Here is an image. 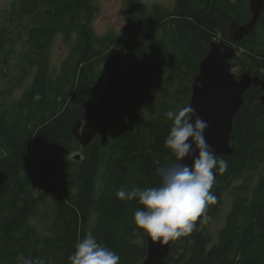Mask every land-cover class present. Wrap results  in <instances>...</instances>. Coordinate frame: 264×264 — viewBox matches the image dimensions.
I'll list each match as a JSON object with an SVG mask.
<instances>
[{
	"label": "trees",
	"instance_id": "1",
	"mask_svg": "<svg viewBox=\"0 0 264 264\" xmlns=\"http://www.w3.org/2000/svg\"><path fill=\"white\" fill-rule=\"evenodd\" d=\"M249 2L175 0L166 7L127 0L123 36L117 39L108 35L106 40L108 46L125 49L109 143L103 146L96 137L86 147H81L73 135V126L108 77L104 64L108 54L102 55L89 37L97 6L93 0L13 3L6 19L13 25L20 18L18 32L12 34L6 23L0 27V69L11 62L20 41L25 60L20 83L31 64L36 71L31 88L17 104L6 107L5 102H0V203L7 200L8 205L0 209V264H15L20 255L31 257L36 264H70L68 255L88 232L119 254L120 264H143L146 235L131 220L132 213L142 206L135 200L121 201L114 193L121 185L155 186L158 181L154 160L159 159L163 165L173 159L170 150L163 147L171 121L143 120L145 97L152 91V83L161 81L162 94L176 98L177 108L189 105L195 75L210 43L223 39L227 42L232 20L244 23L250 19ZM158 24L168 25L167 41L152 46L150 31ZM56 32L76 33L81 39L65 60L62 72L52 80L48 45ZM238 45L242 50L232 61L234 67L239 65L261 75L264 11L254 32ZM6 71L2 69L0 78L9 89L18 86L13 79L6 80ZM3 90L0 87V96ZM261 94L260 88L245 93L233 121L231 144L235 152L223 156L228 167L217 172L215 178L217 203L197 219L190 234L170 241L169 264H264ZM79 148L83 152L80 163L71 166L60 162L61 152ZM240 178L242 181L234 184ZM228 190L232 193L231 210L215 240L208 218L219 210ZM52 197L55 210L47 216L48 234L36 246L33 232L21 230L36 201ZM139 234L145 236L143 245L134 241Z\"/></svg>",
	"mask_w": 264,
	"mask_h": 264
},
{
	"label": "clouds",
	"instance_id": "2",
	"mask_svg": "<svg viewBox=\"0 0 264 264\" xmlns=\"http://www.w3.org/2000/svg\"><path fill=\"white\" fill-rule=\"evenodd\" d=\"M35 98L38 100L39 96ZM165 116L171 126L163 147L170 150L173 159L163 165L159 159L154 160L157 184L131 188L121 185L114 193L121 201L135 200L142 206L132 213L131 220L137 230L160 245L194 230L197 219L217 203L213 192L216 172L228 167L227 160L207 143L204 133L208 123L194 108L178 107L168 110ZM186 159L191 163H186ZM67 260L70 264H120L121 257L88 232L77 240ZM22 264L36 262L26 257Z\"/></svg>",
	"mask_w": 264,
	"mask_h": 264
},
{
	"label": "water",
	"instance_id": "3",
	"mask_svg": "<svg viewBox=\"0 0 264 264\" xmlns=\"http://www.w3.org/2000/svg\"><path fill=\"white\" fill-rule=\"evenodd\" d=\"M249 9V20L240 23L234 19L228 26V37L233 44L224 41L210 43V49L200 62L192 87L189 105L202 120L207 121L205 139L222 156H230L235 152L231 144L233 121L244 103L245 93L251 88H260V101L264 105V72L258 75L247 69L238 76L232 64L237 56L238 43L257 27L264 11V0H250ZM124 52L122 47L111 50L105 64L108 72L106 84L96 96L87 101L85 114L73 126V135L82 147L89 145L96 137L100 138L103 146L109 143V128L118 101ZM75 158L80 159L81 155L77 154ZM185 162L190 164L191 160L186 159ZM217 175L216 172L215 178ZM170 250V241L167 245H160L147 237V255L143 264H169Z\"/></svg>",
	"mask_w": 264,
	"mask_h": 264
},
{
	"label": "rangeland",
	"instance_id": "4",
	"mask_svg": "<svg viewBox=\"0 0 264 264\" xmlns=\"http://www.w3.org/2000/svg\"><path fill=\"white\" fill-rule=\"evenodd\" d=\"M16 0H0V27L5 23L10 25V29L12 34L18 32L17 25L20 21V18L17 17L15 23H12L6 19L10 16V9L12 8L13 3ZM144 3L148 5H152L155 3L161 4L163 6H171L175 0H142ZM94 4L98 8V12L94 19L90 23L89 37L93 40L94 47L99 50L102 55H106L111 52L113 49L112 46L107 45V37L108 35L111 37H117V39H121V36L124 34V28L126 25V5L127 0H93ZM198 5H201L198 2ZM48 7H44L47 9ZM168 25H156L151 31L149 36V44L160 45L166 43L168 36ZM81 38L76 33H67L63 34L62 32H56L48 45V55L50 62V77L52 80L57 78L62 72V67L65 60L68 58L74 46L78 43V40ZM227 40V43L233 44V41L230 39ZM229 40V41H228ZM217 41V40H216ZM218 41H224L218 40ZM225 42V41H224ZM15 46L14 56L11 58V62L8 64H2V69L7 70L6 80L13 79V84H19L12 89H9L6 81L0 78V87L3 90L2 95L0 96V102H5V106L15 105L21 99L24 92L31 88L32 83L34 81V74L36 71V67L34 64H31L29 67V72L25 75L22 83H20V78L22 77L21 68L23 64H25V60L23 55L20 53V50L23 49V42H17ZM242 48L237 46V55ZM1 59V55H0ZM236 60V59H234ZM233 60V61H234ZM27 61V60H26ZM106 64V62L104 63ZM103 64V66H104ZM106 67V66H105ZM0 69V72L2 71ZM234 72L239 76L241 72L245 69H242L241 66L234 67ZM264 69L262 70V73ZM262 75V74H261ZM20 77V78H19ZM164 84L161 81H154L152 83V91L149 92L144 100L143 106V120H167L165 113L168 110H175L177 108V99H170L169 97H165L163 93ZM175 92V88H174ZM5 99V101H3ZM191 99V98H190ZM170 121V120H169ZM82 147V146H81ZM79 148L76 151L61 152L60 153V162L65 165L75 166L76 163L81 162L80 159H76L75 156L77 154L83 153ZM44 153H47V148L44 147ZM242 181L240 178L234 184H239ZM255 182V181H253ZM231 190V189H230ZM230 190L226 191L223 197V203L220 205L219 210L212 216L208 218V226L210 231L212 232L215 240L217 239V235L219 230L225 225L227 214L231 210L232 203V193ZM38 193V192H37ZM7 199V198H5ZM1 200V199H0ZM4 200H2L3 202ZM7 201V200H6ZM3 204L0 203V209H5L8 205L7 202ZM54 198H48L45 201H40L39 199L36 201V204L33 208L32 214H30L26 223L22 228V232L24 231H32V238L36 246H40L42 244L43 238L48 234V215H50L53 210H55ZM135 242L139 244L145 243V236L139 234L138 237L134 239ZM146 245H147V236H146ZM22 258H26L24 255H20L16 258L15 264H22Z\"/></svg>",
	"mask_w": 264,
	"mask_h": 264
}]
</instances>
